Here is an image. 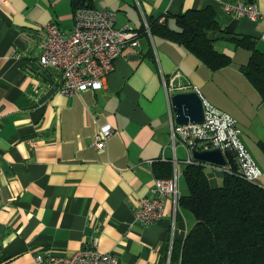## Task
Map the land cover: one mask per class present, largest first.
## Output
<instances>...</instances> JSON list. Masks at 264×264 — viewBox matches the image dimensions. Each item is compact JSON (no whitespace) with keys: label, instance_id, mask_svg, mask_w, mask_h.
Listing matches in <instances>:
<instances>
[{"label":"crops","instance_id":"crops-1","mask_svg":"<svg viewBox=\"0 0 264 264\" xmlns=\"http://www.w3.org/2000/svg\"><path fill=\"white\" fill-rule=\"evenodd\" d=\"M240 2L255 3L261 17L253 21L227 9ZM82 3L114 11L116 27L131 29L139 45L122 50L104 87L66 96L58 91L59 71L39 58L47 23L73 30L72 1L0 0V264H37L38 254L70 256L88 247L112 253L118 264H180L173 247L194 225L191 214L181 205L175 210L168 197L160 221L144 225L134 217L138 198L167 175L166 165L172 176L177 162L180 198L188 193L180 185L186 151L177 145L176 159L170 140L173 96L197 90L233 116L262 184L264 98L241 70L250 50L216 40L232 62L213 70L151 26L179 30L177 15L212 8L225 33L253 37L264 52V0ZM105 124L113 135L99 150L95 137ZM207 170L213 186L222 184L224 168Z\"/></svg>","mask_w":264,"mask_h":264},{"label":"built area","instance_id":"built-area-1","mask_svg":"<svg viewBox=\"0 0 264 264\" xmlns=\"http://www.w3.org/2000/svg\"><path fill=\"white\" fill-rule=\"evenodd\" d=\"M229 11L236 16L257 21L261 13L255 3L229 5ZM116 13L107 9L89 7L78 8L74 14V27L69 33L61 30L55 22L45 25L47 37L41 44L42 54L39 61L43 67H54L59 71L58 91L62 95L72 96L88 89H101L109 74L115 70V61L126 46L137 47V34L127 27H116ZM264 40V33L261 35ZM197 91V90H196ZM198 92V91H197ZM202 98V97H201ZM204 121L199 124L179 125L171 116L170 140L177 159L176 146L186 151L184 163H207L210 169H225L233 173L235 169L203 162L195 159L194 150L219 149L224 156L229 151L240 176L247 181L258 182L262 172L255 159L246 148L236 119L228 113L216 109L202 98ZM113 135L109 124L103 125L95 137L96 149L105 148ZM151 163L153 160L150 161ZM226 167V168H225ZM179 172L177 162L173 165V174L168 178H156L150 193L139 197L134 207L135 220L150 225L163 218L164 206L168 197L174 201L175 210L180 207ZM45 259L48 264H118L112 253H103L94 247L83 248L70 256L38 254L37 264Z\"/></svg>","mask_w":264,"mask_h":264},{"label":"trees","instance_id":"trees-1","mask_svg":"<svg viewBox=\"0 0 264 264\" xmlns=\"http://www.w3.org/2000/svg\"><path fill=\"white\" fill-rule=\"evenodd\" d=\"M71 1L74 13L93 8L83 5V0ZM176 22L179 30L167 25L151 30L157 27L164 38L184 45L213 70L232 62L230 55L215 48L216 40L250 50V61L241 70L264 98V52L253 37L225 33L212 8L180 13ZM259 146L264 151V142ZM154 165L158 170V163ZM206 170L207 163H201L189 164L183 171L188 193L180 198V205L194 225L182 242L174 244L172 258L180 257V264H264V184L247 181L235 169L225 173L222 184L213 186ZM165 173L159 178L171 176V164L165 166Z\"/></svg>","mask_w":264,"mask_h":264},{"label":"water","instance_id":"water-1","mask_svg":"<svg viewBox=\"0 0 264 264\" xmlns=\"http://www.w3.org/2000/svg\"><path fill=\"white\" fill-rule=\"evenodd\" d=\"M176 123L184 125L188 123L199 124L204 121V104L201 95L197 91L178 93L172 98ZM194 157L203 162L226 166L229 162L236 169L233 157L229 151L226 156L219 149L194 150Z\"/></svg>","mask_w":264,"mask_h":264},{"label":"rangeland","instance_id":"rangeland-1","mask_svg":"<svg viewBox=\"0 0 264 264\" xmlns=\"http://www.w3.org/2000/svg\"><path fill=\"white\" fill-rule=\"evenodd\" d=\"M178 154H180V156L183 157L184 156L183 150L179 149ZM206 172L209 173L210 171L206 170ZM180 185H183V186L185 185L183 178H180ZM185 187H186V185H185Z\"/></svg>","mask_w":264,"mask_h":264}]
</instances>
